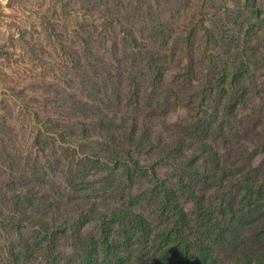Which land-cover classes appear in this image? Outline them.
<instances>
[{
  "label": "rangeland",
  "instance_id": "obj_1",
  "mask_svg": "<svg viewBox=\"0 0 264 264\" xmlns=\"http://www.w3.org/2000/svg\"><path fill=\"white\" fill-rule=\"evenodd\" d=\"M0 264H264V0H0Z\"/></svg>",
  "mask_w": 264,
  "mask_h": 264
}]
</instances>
